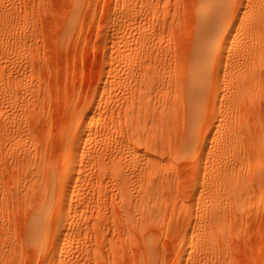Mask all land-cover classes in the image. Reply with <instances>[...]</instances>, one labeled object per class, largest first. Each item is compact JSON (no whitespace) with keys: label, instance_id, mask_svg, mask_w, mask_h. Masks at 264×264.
Wrapping results in <instances>:
<instances>
[{"label":"rangeland","instance_id":"1","mask_svg":"<svg viewBox=\"0 0 264 264\" xmlns=\"http://www.w3.org/2000/svg\"><path fill=\"white\" fill-rule=\"evenodd\" d=\"M0 123V264H264V0H0ZM40 149L82 165L34 247Z\"/></svg>","mask_w":264,"mask_h":264},{"label":"bare ground","instance_id":"2","mask_svg":"<svg viewBox=\"0 0 264 264\" xmlns=\"http://www.w3.org/2000/svg\"><path fill=\"white\" fill-rule=\"evenodd\" d=\"M200 1V0H199ZM220 10L218 8V6H214L211 8L210 11H207L206 13L203 12L202 8L201 9H197L196 13H197V24H198V28L201 30L202 34L201 36H199L197 39V46L199 47V50L200 52L202 53L203 50H204V46L205 44L207 45V43L209 44L208 40L210 39V33H214V30L216 28V26L218 25L219 23V14ZM221 18V17H220ZM221 23V22H220ZM224 25V24H223ZM228 26V25H227ZM217 31V30H216ZM215 35V34H214ZM209 36V37H208ZM212 37V36H211ZM213 40V37L211 38ZM223 42V41H222ZM207 48V46H206ZM246 53V52H245ZM237 59V58H236ZM241 64V63H240ZM249 69V68H248ZM255 69H249V71L253 74L251 76H257L258 74H255L254 71ZM257 73V72H256ZM95 112V111H94ZM92 113V112H90ZM96 114V112H95ZM199 114V113H198ZM93 115H91V120L93 121L94 118L96 117H92ZM99 117V116H98ZM89 118V117H88ZM89 119V123H91ZM87 121V120H86ZM96 121V120H95ZM98 121V120H97ZM99 122H100V118H99ZM7 123V122H6ZM1 124V123H0ZM87 124V123H86ZM96 126V123L94 124ZM10 126V125H9ZM88 126V125H87ZM93 126V125H92ZM94 126V127H95ZM13 128V127H12ZM91 128V127H90ZM3 129V128H2ZM96 128L94 129H91L89 130L88 129V133H90L92 130L94 131ZM0 132H1V129H0ZM9 132V131H8ZM76 132H77V129L75 130V132L73 131V138L76 136ZM8 134V133H7ZM1 135V134H0ZM13 138V137H12ZM90 138V137H89ZM14 139V138H13ZM5 142V141H4ZM13 142V141H12ZM6 144V143H5ZM17 144V143H16ZM20 144V143H19ZM21 145V144H20ZM39 146V145H38ZM22 147V146H21ZM18 148V147H17ZM4 149V148H3ZM10 149V147H9ZM15 149V148H14ZM24 149V148H22ZM28 149V148H27ZM43 149V148H42ZM12 150V149H11ZM16 150V149H15ZM7 151V150H6ZM20 151L17 149V152ZM22 151V150H21ZM36 151V150H35ZM34 151V152H35ZM22 152H25L22 151ZM41 149H40V154L38 157H36V155H33V157L35 156V160H32L31 157L29 158L28 156L24 155L22 156V161H20V165L23 164L24 162V165L25 166V173H27L26 171L28 170V172L30 171L32 173V176L31 178L29 179V182L27 179V183H28V186L26 185L27 190L24 189L25 187H23V190H26L25 192H23V195L25 196L26 194L24 193H29L28 195V199L31 200L30 196L32 195V193L34 194V192L36 193L37 197H35V200L33 201V199L31 200L32 202H29V207L27 209H31L30 211V217H29V222L26 223V225L28 224V228H27V233H26V238L28 240V243L32 246H37L42 240L44 241L45 239V235L48 236V231L50 230V226L51 224L53 225V227H55L58 223L54 224L55 223V220L56 222H59L61 221L62 217H60L58 214L61 210H64L65 208L66 209H69L70 207V201L68 202H65V197H66V194L68 192V185L66 186L67 184V180L70 176L73 175V173L76 171L77 172V168H79L80 166L79 165H82V164H79L80 161L79 160H76L74 158H71L69 157V154L68 152L66 153V155H64L62 152V154L64 155V160L62 161L61 159V162L59 160V165L57 166H54V162L52 163L51 161H53V159L51 158L48 159L43 153ZM21 153V152H20ZM18 153V154H20ZM28 153V152H27ZM12 154V153H11ZM9 153V155H11ZM17 154V153H15ZM17 154V156H19ZM31 154V152H30ZM8 155V154H7ZM8 155V156H9ZM13 155V154H12ZM29 155V154H28ZM62 155V157H63ZM5 156V154H4ZM7 156V157H8ZM20 156V157H21ZM26 156V157H25ZM6 157V158H7ZM15 157V156H14ZM20 157H18V159H20ZM25 157V159H24ZM32 157V158H33ZM61 157V158H62ZM1 158V157H0ZM10 159V156L8 157ZM16 158V157H15ZM12 159V158H11ZM10 159V160H11ZM10 160H7L8 162ZM25 160V161H24ZM6 161V162H7ZM17 160H15V163H16ZM19 161H17L19 163ZM7 162V163H8ZM58 162V161H57ZM63 162V163H62ZM3 163V162H2ZM10 163V162H9ZM8 163V164H9ZM12 163V162H11ZM10 163V164H11ZM14 163V164H15ZM9 164V165H10ZM14 164L12 165H8L7 167H9V169H11V166H13ZM19 166V164H16ZM235 165V164H234ZM3 166V165H2ZM15 166V165H14ZM14 166L12 168H14ZM6 166L4 168H7ZM17 167V166H16ZM18 168V167H17ZM20 168V166H19ZM24 168V167H23ZM22 168V169H23ZM22 169H17V170H14V172L16 171H20L21 173H23ZM3 170V169H2ZM22 170V171H21ZM233 170V169H232ZM18 171V172H19ZM153 171V170H152ZM238 171V170H237ZM4 172V170H3ZM29 172V173H30ZM155 172V171H154ZM19 173V174H21ZM132 173V172H131ZM246 173V172H245ZM16 174V173H14ZM146 174V173H145ZM231 174V173H230ZM242 175V173H240ZM9 175V174H8ZM17 175V174H16ZM15 175V176H16ZM24 175V174H23ZM22 175V176H23ZM27 175V174H25ZM243 175H244V172H243ZM242 175V176H243ZM247 175V173H246ZM14 176V177H15ZM21 176V177H22ZM30 176V174H29ZM242 176L241 177V180H242ZM20 177V178H21ZM24 177V176H23ZM22 177V180L24 179ZM245 177V180H247L248 178H246L247 176H243ZM250 177V174L249 176ZM10 178V176H9ZM19 178V177H18ZM17 178V179H18ZM20 178L18 180H20ZM139 178V177H138ZM239 179V178H238ZM237 179V180H238ZM14 180V179H12ZM23 180V181H25ZM237 180H236V185L237 184ZM244 180V179H243ZM15 181L14 182V186L17 184V180L15 178ZM239 181V180H238ZM26 182V181H25ZM23 182V183H25ZM155 182V181H154ZM22 181H21V184H23ZM150 183V182H149ZM11 184V183H10ZM19 186H20V183L18 182ZM154 185V184H153ZM235 185V184H233ZM233 186L234 187V191H235V194L239 196V194H243V190H239V185L238 186ZM17 186V185H16ZM78 187H79V182L78 180L76 181V184H75V189H77L76 191H73V194H75L76 196L79 194L77 193L78 190ZM155 187V186H154ZM153 187V190L155 189ZM18 188V186H17ZM22 189V188H21ZM147 189V188H146ZM149 189V188H148ZM147 189V190H148ZM31 190V191H30ZM152 190V188H151ZM150 190V191H151ZM157 190V188H156ZM12 191V190H11ZM10 191V192H11ZM18 191V190H17ZM22 191V190H21ZM29 191V192H28ZM19 192V191H18ZM32 192V193H31ZM149 192V191H148ZM152 192V191H151ZM155 191H153L154 193ZM246 193V192H245ZM19 194V193H18ZM152 194V193H150ZM10 195V194H9ZM20 195H22V193H20ZM154 195V194H152ZM18 196V195H16ZM35 196V194H34ZM244 196V195H243ZM32 197V196H31ZM27 198V197H26ZM148 198H150L148 196ZM25 199V197H24ZM27 199V200H28ZM21 201L23 199H20ZM26 200V199H25ZM20 201V202H21ZM24 202V201H22ZM9 203V202H8ZM28 203V202H26ZM27 207V205H26ZM24 209V208H23ZM29 212V210H28ZM24 213V212H23ZM49 214L51 215L50 217H52V215H54V219L51 220V218H49ZM21 216V215H20ZM29 216V214H28ZM1 221V220H0ZM25 225V226H26ZM55 225V226H54ZM51 228V229H52ZM51 234V233H50ZM25 237V236H24ZM44 238V239H43ZM16 242V241H15ZM14 242V243H15ZM23 243V241H22ZM41 244V243H40ZM145 244V243H144ZM11 246V244H9ZM17 245V244H16ZM20 245V244H19ZM146 245V244H145ZM7 246V245H6ZM148 247V246H147ZM20 249V247H19ZM147 250V249H146ZM11 251V250H10ZM9 251V252H10ZM20 251V250H19Z\"/></svg>","mask_w":264,"mask_h":264}]
</instances>
